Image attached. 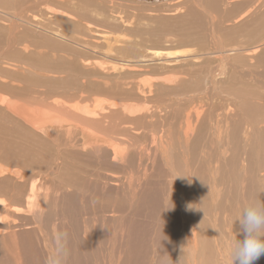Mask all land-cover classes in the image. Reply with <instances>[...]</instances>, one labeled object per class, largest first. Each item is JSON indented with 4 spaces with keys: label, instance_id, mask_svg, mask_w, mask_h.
Here are the masks:
<instances>
[{
    "label": "rangeland",
    "instance_id": "374dc122",
    "mask_svg": "<svg viewBox=\"0 0 264 264\" xmlns=\"http://www.w3.org/2000/svg\"><path fill=\"white\" fill-rule=\"evenodd\" d=\"M224 1L218 0L215 21L194 0H0V9L27 19L37 15L43 28L72 40L63 42L38 29L14 31V21L0 16L1 94L37 104H147L148 112H156L139 117L116 110L104 114L107 119L98 125L100 139L120 152L125 148L124 156L114 159L104 147L102 154L92 153L80 133L28 131L0 107V264H46L54 236L61 231L68 234L66 264H178L180 258L181 264H192L185 245L199 231L207 239V250L217 256L216 264H224L226 245L244 238L235 231L244 207L264 200V47L252 58L244 52L232 54L223 75L217 52L221 46L248 50L264 41V0L241 1L233 11ZM47 6L72 18L56 17L45 11ZM250 6V16L231 26ZM82 45L94 46L97 52ZM179 49L189 50L192 59H170L166 66L154 55ZM148 58L152 63H139ZM125 59L138 61V71L123 65ZM82 60L104 62L110 70L103 73ZM169 73L175 74L177 84H150L151 78ZM129 82L146 85V94H138ZM198 113L191 148L195 154L190 150L191 158L181 155L169 166L159 141L168 136L176 151L182 150L186 122ZM222 118L230 119L227 133ZM244 126L254 129L246 153ZM114 138L121 139L117 145ZM187 158L194 177L186 168ZM34 186L38 189L32 192ZM34 194L44 206L35 204L28 211L22 203ZM12 204L22 205L24 211L16 214ZM260 258L264 263V256Z\"/></svg>",
    "mask_w": 264,
    "mask_h": 264
},
{
    "label": "bare ground",
    "instance_id": "6f19581e",
    "mask_svg": "<svg viewBox=\"0 0 264 264\" xmlns=\"http://www.w3.org/2000/svg\"><path fill=\"white\" fill-rule=\"evenodd\" d=\"M6 1V0H5ZM9 1V0H8ZM164 1H170L171 3L173 4H177V3H180L182 1H185V0H164ZM241 1L243 2H248V0H232V1H228L226 0L225 2V6L226 7H231V10L230 11H233V10H236L235 8L239 7V3H242ZM252 1V0H250ZM194 2L196 4H198L199 6V9L200 11L206 15L207 18H209L210 16L212 17L213 15V12L217 9V5H218V0H194ZM220 3V2H219ZM259 3V2H258ZM221 5V4H220ZM224 5V4H223ZM245 5V4H244ZM257 5V4H256ZM180 6V5H179ZM179 6H175L177 8H179ZM249 6V5H248ZM255 6V5H254ZM219 7V6H218ZM177 8L175 9V11L177 10ZM252 6L248 7L247 11L244 12L243 14L239 15L238 17H236L235 19H233V21H231V26H236L238 24H241L243 23L251 14V12L253 11V9H251ZM183 9V8H182ZM256 9V8H255ZM46 12L50 13V14H53L55 15L56 17H64V18H72L71 17V14H69L68 12L64 11V10H61V9H57V8H54L52 6H47L46 9H45ZM242 12V11H241ZM0 16H4V17H7V18H10L14 21L15 23V26L14 27V31H18L20 32L21 31H26V30H31V29H38L39 31H44L46 32L47 36H51L53 38H58V39H61L63 42H70L72 43V40L70 41V39L68 37L65 38L62 37L59 33L57 32H50L48 31L47 29L43 28L41 26V24L43 23H39V21L41 20V18L37 15H34L31 19H27V18H24L22 15H20V13L18 15H15V14H11L9 13L8 11H5L4 9H0ZM215 14H218V13H214ZM232 14V13H231ZM261 14V13H260ZM214 15L212 18H214ZM233 15V14H232ZM3 17V18H4ZM228 17V16H227ZM6 18V19H7ZM211 18V24L212 25H215L216 22L213 21V19ZM221 19V18H220ZM215 20V18H214ZM10 21V20H9ZM209 21V19H208ZM217 21V20H215ZM250 22V21H249ZM2 24V23H1ZM251 25V23H249ZM219 25V24H218ZM259 25H260V22H259ZM264 25V24H263ZM258 26V25H257ZM92 28V27H91ZM259 28V27H258ZM239 29V28H237ZM213 30V29H212ZM229 30V29H227ZM215 31V30H214ZM213 31V32H214ZM227 32V31H226ZM225 32V33H226ZM229 32V31H228ZM236 32V30H235ZM19 34H22V33H19ZM215 35V33H214ZM219 35V34H218ZM222 36V35H221ZM220 36V37H221ZM227 36V34H226ZM174 37V36H172ZM215 37V36H214ZM217 37V36H216ZM177 38V37H176ZM182 38V37H181ZM224 38V37H222ZM52 39V38H51ZM168 39V38H167ZM184 39V38H183ZM216 39V38H215ZM221 39V38H220ZM259 39V38H258ZM257 39V40H258ZM173 40V39H172ZM178 40V39H177ZM182 40V39H181ZM219 39H217L218 41ZM224 40V39H223ZM58 41V40H57ZM175 41V40H174ZM173 41V42H174ZM216 41V42H217ZM222 41V39L220 40V42ZM81 42V41H80ZM169 43V42H168ZM172 43V41H171ZM218 43V42H217ZM223 43V42H222ZM76 43H74L75 45ZM221 45V44H220ZM236 45V44H235ZM77 46L78 43H77ZM237 46V45H236ZM239 46V45H238ZM81 47V46H80ZM82 47L86 50V51H89L91 53H96V48H93L92 46L91 47H84L82 45ZM222 47V46H221ZM219 48L218 52H217V55H219L221 58H220V61H221V64L218 71L220 70V74L219 72L217 74L219 75H223L224 72L227 70L225 69L227 67V63L230 59L231 56L235 55V54H238L240 52H244L246 54V56L252 58V57H255L257 56V54L260 52V50L264 47V41L259 44L258 46L252 48V49H248V50H244L243 48H235V49H223V48ZM183 49V48H182ZM185 49V48H184ZM192 51V50H191ZM109 52H113V50H109ZM195 52V51H194ZM193 52V53H194ZM199 52V51H198ZM166 54V55H165ZM196 54H199V53H196ZM206 54V53H205ZM233 54V55H232ZM155 55V58L159 59L161 62H164L165 65H171V60L170 59H174L176 60L177 62L179 61H182L184 59H187V57H190L191 54L189 52V50H177V51H174V52H163V51H157L156 53H154ZM195 55V53H194ZM201 55V56H200ZM199 57H194L195 60H198L200 59L204 54H200ZM214 55V54H213ZM165 56V59L163 60L162 57ZM216 56V55H215ZM193 57V56H192ZM190 59H192L190 57ZM128 60V59H127ZM126 59L123 61V65H126V66H129L128 68H132V70L134 72H137L138 70L136 68H134L135 65H137V62H131L130 60L127 61ZM163 60V61H162ZM188 60V59H187ZM186 60V61H187ZM157 62V61H156ZM175 62V61H174ZM173 62V63H174ZM82 63L86 66H89V65H93L95 66L96 68H98L101 72L103 73H106V71L110 70L108 69L107 67H105V65L98 61V60H95L94 62L92 61H88V60H82ZM139 63H142V66L144 65H147V64H150L152 63L151 59L148 60H139ZM121 65V64H120ZM116 66H114L113 68H115ZM137 67V66H135ZM142 70V69H141ZM140 72V70H139ZM167 72V71H166ZM214 74V72H213ZM216 74V75H217ZM155 76V75H154ZM225 76V75H224ZM151 77V76H150ZM153 77V76H152ZM156 77V76H155ZM221 77V76H220ZM219 77V78H220ZM213 78V76H212ZM217 78V76H216ZM215 79V78H214ZM150 84H155L156 83H162L163 84H171V85H175V83L177 82V77L175 76V74H172V73H169V74H166V75H163V76H159L157 78H151L150 79ZM217 81V80H216ZM209 82V81H208ZM138 84V83H137ZM177 84V83H176ZM217 85V83H215ZM131 88H134V84L129 82L127 83V86H129ZM161 85V86H162ZM166 85V86H167ZM170 85V87H171ZM218 86V85H217ZM136 87V90L138 91V94H146V85H139L138 87ZM159 87V86H158ZM216 88V87H215ZM218 88V87H217ZM216 88V89H217ZM163 89V87H162ZM215 91L217 92L218 90ZM134 91V90H133ZM89 93V92H88ZM215 93V92H213ZM202 94V93H201ZM141 95V96H142ZM199 95V94H198ZM197 95V96H198ZM17 96V95H16ZM16 96H9L7 95L6 93L5 94H1L0 92V107L3 108V110H5L7 113L10 114V117L12 115V118L14 116L15 119H17L20 123H23V125L25 124L26 127H29L28 128V131L29 129H31L30 131H35L37 132L38 134L39 133H46V134H49L51 132H54V131H58V130H62L63 132L64 131H67L68 133H70L71 135H74L76 136L77 134L80 133V135L82 134L84 136V143L85 144H89L90 148L91 149V152L96 154V155H100L102 154L103 152V147L106 148L105 151H110L112 152V154L114 155V159H117L119 158V154H123V152L125 153V148L120 152L119 150V147L118 146H115V144H113L112 142H106L104 141V139H100V127H101V122L100 120H104V119H107V116H105L104 114L108 113L109 111H112V112H118V111H122V114H127L128 116L130 117H136V116H140V115H143V114H147L149 116H154L155 113H152V112H148L147 111V104L146 105H135V104H122V105H118L117 103H111L108 105V107H106V103L104 100H101L97 103H95L93 106H90L89 104L87 105H84V106H81L79 103H75V104H71L70 103H66L62 100H58V101H53L51 103H45L44 102H39L38 101V104L37 102H34V101H28V100H25V99H20ZM19 96V95H18ZM22 97V96H21ZM132 97V95H131ZM107 98V97H106ZM145 98V97H144ZM136 99V98H135ZM194 99V98H193ZM192 99V100H193ZM198 99V98H197ZM69 100V99H68ZM77 100V99H76ZM134 100V99H133ZM200 100V99H199ZM202 100V99H201ZM37 101V100H36ZM89 101V100H88ZM123 101V100H122ZM145 101V100H144ZM149 101V100H148ZM184 101V100H183ZM85 102V101H84ZM135 102V101H134ZM182 102V101H181ZM198 102V101H196ZM139 103V102H138ZM144 103V102H143ZM143 103H140V104H143ZM194 103V101H193ZM197 104V103H195ZM200 104V103H199ZM198 104V105H199ZM181 105V104H180ZM147 106V107H146ZM183 107V106H182ZM154 108V107H153ZM196 108H197V105H196ZM200 109V108H199ZM109 110V111H108ZM191 110V109H190ZM205 110V109H204ZM154 111V109H153ZM185 111V110H184ZM198 111V110H196ZM221 112V111H220ZM191 113V112H190ZM117 113H115L116 115ZM236 114V113H235ZM123 115V116H124ZM126 115V116H127ZM146 115V116H147ZM199 116H193L194 119L191 120V117H189V119L187 120L186 122V127L183 129V133H184V137H185V140L183 142V146L181 147L182 150H179V151H176V148L174 146V144L167 140L168 136H166L167 138H164L159 141V148H161V153H162V156L165 160V162L169 165V166H174L176 164V158L180 157L181 155H190V150L191 148H193V140L195 139V132H196V129H197V126L199 124V121H200V117H201V113H198ZM231 115V114H230ZM125 116V117H126ZM219 116V115H218ZM233 116V115H232ZM244 116V115H243ZM111 117V116H110ZM113 117V116H112ZM124 117V118H125ZM142 117V116H141ZM235 117V116H234ZM237 117V116H236ZM147 118V117H146ZM150 118V117H149ZM230 118V117H228ZM110 119V118H109ZM122 119V118H121ZM251 119V118H250ZM218 120V119H217ZM243 120V119H242ZM135 121V120H134ZM230 121V119L228 120L226 118L225 122H224V118H222V122L223 124H226V128L225 130L223 131L224 133H227L230 129H229V124L228 122ZM108 122V121H107ZM111 122V121H110ZM214 122V121H213ZM218 122V121H216ZM221 122V120H220ZM239 122V120H238ZM19 123V124H20ZM105 123V122H104ZM183 123V121H182ZM232 123V122H231ZM246 123V122H245ZM109 124V123H108ZM134 124V123H133ZM136 124V123H135ZM213 124V123H212ZM241 124V123H240ZM100 127H99V126ZM238 125V124H237ZM111 126V125H110ZM233 126V125H232ZM230 126V127H232ZM253 126V124H252ZM25 127V126H24ZM141 127V126H140ZM171 127V126H170ZM225 127V126H224ZM246 128V126H244ZM251 127V126H250ZM249 127V128H250ZM201 128V127H200ZM235 129V128H234ZM237 129V128H236ZM235 129V131H236ZM239 129V128H238ZM246 128L245 131H246V135L247 138L245 140V142L247 143V146H246V150H245V153L247 152V149H249V145L251 144L250 141L253 139V130L252 128L248 129ZM27 130V129H26ZM221 130V129H220ZM223 130V129H222ZM217 130H215L216 132ZM27 132V131H26ZM34 132V133H35ZM62 132V133H63ZM61 133V134H62ZM103 133V132H102ZM217 133V132H216ZM214 133V134H216ZM40 134V135H41ZM166 134V133H165ZM169 134V133H168ZM167 134V135H168ZM212 136H213V132H211ZM222 134V132L220 133ZM50 135V134H49ZM203 135V134H202ZM217 135V134H216ZM58 136V135H57ZM56 136V137H57ZM102 136V135H101ZM172 136V135H171ZM196 136H197V133H196ZM199 136V135H198ZM197 136V137H198ZM107 137V136H106ZM170 137V136H169ZM201 137V136H200ZM215 137V136H214ZM212 137V138H214ZM42 138V137H41ZM81 138V137H80ZM108 138V137H107ZM219 138V136H218ZM222 138V137H220ZM229 137H227L228 139ZM51 139V137H50ZM83 139V137L81 138ZM184 139V138H183ZM200 139V138H199ZM217 139V138H216ZM70 140V139H69ZM74 140L78 142V139L77 137H74ZM109 140V139H108ZM113 140V139H112ZM119 140H121L120 138H114L113 142L115 141L116 142V145L117 143L119 142ZM213 140V139H212ZM225 140V139H224ZM73 141V140H71ZM74 141V142H75ZM196 141V140H195ZM232 141V140H231ZM73 142V144H74ZM162 142V144H161ZM220 142V141H219ZM237 142V141H236ZM82 143V142H81ZM198 141H197V145H198ZM224 143V141L222 142ZM250 143V144H249ZM181 144V142H180ZM196 144V143H195ZM215 144V143H214ZM231 144V143H230ZM223 145V144H222ZM180 146V145H179ZM217 146V145H216ZM251 146V145H250ZM254 146V145H253ZM119 149V150H118ZM194 149V148H193ZM197 149V148H196ZM199 149V147H198ZM259 149V148H258ZM40 151V150H39ZM192 151V150H191ZM196 151V150H195ZM195 151H192L195 152ZM258 151V150H256ZM260 151V150H259ZM39 153V152H38ZM195 154V153H193ZM177 155V157H176ZM191 158V156H189ZM195 157V156H193ZM253 157V156H252ZM183 160V159H182ZM195 160V159H194ZM60 161V160H59ZM191 161V159L187 158V160H185L186 162V168L188 169V172L192 175V177H194V174H193V169H191V167H188V163ZM109 162V161H108ZM184 162V160H183ZM234 162V161H233ZM185 164V163H184ZM111 165V164H110ZM220 165V164H219ZM226 165V164H225ZM213 166V165H212ZM190 168V169H189ZM214 168V166H213ZM185 169V168H184ZM117 170V169H116ZM215 170V168L213 169ZM235 170V169H234ZM233 170V171H234ZM195 171V170H194ZM219 172L218 168L215 170V173L217 174ZM238 172V171H237ZM248 171L246 170V173ZM222 173V172H221ZM229 173V172H228ZM252 173V172H251ZM123 174V173H122ZM232 174V173H231ZM253 174V173H252ZM234 175V174H233ZM231 175V176H233ZM250 175V174H249ZM261 175V174H260ZM263 175V174H262ZM221 176V175H220ZM113 177V176H112ZM190 177V176H189ZM192 177H190L189 181V188L191 189L192 188V182L191 180L193 179ZM212 177V175H211ZM114 178V177H113ZM233 178V177H232ZM213 179H216V178H213ZM238 179V178H237ZM262 179V178H261ZM223 180V179H222ZM221 180V181H222ZM228 180V179H227ZM225 179V181H227ZM234 180V179H233ZM246 180V179H245ZM215 181V180H214ZM213 181V182H214ZM220 181V182H221ZM224 181V180H223ZM222 181V183H223ZM232 181V180H230ZM19 182V181H18ZM229 182V181H228ZM235 182V181H234ZM36 183V182H35ZM195 183V182H193ZM215 183V182H214ZM231 183V182H230ZM229 183V184H230ZM233 185H236L234 183H232ZM245 184V183H244ZM215 185V184H214ZM223 185V184H222ZM43 186V185H42ZM194 186V185H193ZM264 186V185H263ZM49 187V186H48ZM218 187V186H217ZM236 187V186H235ZM247 186H245L246 188ZM42 188V187H41ZM216 188V187H215ZM257 188V187H256ZM260 188V187H259ZM262 188V187H261ZM260 188V189H261ZM32 189H35V190H32V192H35L38 187L34 186ZM238 189V188H237ZM247 189V188H246ZM213 190V189H212ZM218 190V189H217ZM216 190V191H217ZM245 191V190H244ZM43 192V191H42ZM184 192V191H183ZM221 192V191H220ZM223 192V191H222ZM263 192V191H261ZM189 193V192H188ZM219 193V192H218ZM185 194V193H184ZM187 194V193H186ZM194 194V193H193ZM8 195V194H7ZM33 195V194H32ZM219 195V194H218ZM39 196V195H38ZM226 196V194H225ZM254 196V195H253ZM221 197V196H219ZM218 197V198H219ZM258 197V196H257ZM262 197V196H261ZM35 194L34 196H30L27 198L26 201H24V206L26 205L27 210L30 211V209H34L33 207L35 206V204H38L37 206L38 207H43V202L41 203V201L39 200V202L37 203L36 200H35ZM249 197H247L248 199ZM221 199V198H220ZM223 199V198H222ZM253 199V198H252ZM260 199V198H259ZM258 199V200H259ZM4 201V200H3ZM7 201V200H6ZM17 201V200H16ZM249 201V200H248ZM13 202V201H12ZM11 202V203H12ZM36 202V203H35ZM6 203V202H4ZM51 204V203H50ZM22 205L20 206H16V205H13L12 204V208H13V212H15L16 214H19V212L21 211H24V209L21 207ZM46 207H44L45 209ZM4 212V211H3ZM208 214V213H207ZM237 216V215H236ZM233 217L234 214H233ZM17 219V218H16ZM233 219V218H232ZM215 222V221H214ZM217 222V221H216ZM219 222H217L218 224ZM237 225V223H236ZM234 226V225H233ZM232 226V227H233ZM198 227V226H197ZM236 228V227H235ZM235 228L233 227V229L235 230ZM237 228H239L237 226ZM236 228V232L238 233L240 230L238 229L237 230ZM43 229V228H42ZM197 231V230H196ZM234 231V232H235ZM4 232V231H3ZM195 232V230H194ZM202 233V234H201ZM197 232L196 234V237L193 236V238H188V243L187 245H185L186 247V253L189 255V258L192 260V264H206L207 262H209L210 264H216V261L215 259L217 258V256L215 257V254L213 253V251H209L207 250L208 249V245L206 244V247H205V239L206 237L203 235L204 233L203 232ZM216 233V232H215ZM223 233V232H222ZM232 233V232H231ZM194 234V233H193ZM221 235V233H218ZM224 235V238L226 237L225 234ZM227 235V234H226ZM230 235V234H229ZM232 235V234H231ZM214 236V235H213ZM237 236H239V234H237ZM227 238V237H226ZM225 240L227 241L228 239ZM185 239V238H184ZM214 239V238H213ZM216 239V238H215ZM186 240V239H185ZM184 240V241H185ZM230 240V239H229ZM187 242V241H186ZM208 242V241H207ZM230 242V241H229ZM186 244V243H185ZM182 246V245H181ZM158 247V246H157ZM210 247V246H209ZM226 248H227V251L226 253L223 255V258H224V264H232V258H231V255H230V248H229V244L226 245ZM155 249V248H154ZM178 250V249H177ZM183 251V250H182ZM157 257V256H156ZM132 258V257H131ZM163 258V257H162ZM162 261V260H161ZM207 261V262H206ZM259 262V264H264L263 261L261 260V258L259 260H257ZM139 262V261H138ZM145 262V261H144ZM143 264V263H142ZM238 264V262H237Z\"/></svg>",
    "mask_w": 264,
    "mask_h": 264
},
{
    "label": "clouds",
    "instance_id": "9594fccd",
    "mask_svg": "<svg viewBox=\"0 0 264 264\" xmlns=\"http://www.w3.org/2000/svg\"><path fill=\"white\" fill-rule=\"evenodd\" d=\"M243 239L229 243L232 264H254L264 256V200L248 203L237 219ZM67 232H58L54 236V248L46 264H66ZM167 255V254H166ZM171 259L170 257H168ZM166 264V261H162ZM173 264V261H172ZM181 264V258L178 262Z\"/></svg>",
    "mask_w": 264,
    "mask_h": 264
},
{
    "label": "water",
    "instance_id": "95a60500",
    "mask_svg": "<svg viewBox=\"0 0 264 264\" xmlns=\"http://www.w3.org/2000/svg\"><path fill=\"white\" fill-rule=\"evenodd\" d=\"M148 1H155V0H148Z\"/></svg>",
    "mask_w": 264,
    "mask_h": 264
}]
</instances>
